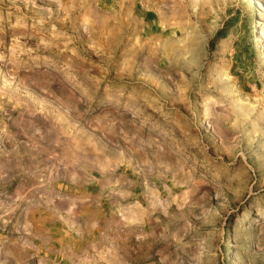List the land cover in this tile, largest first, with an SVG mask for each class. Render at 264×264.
Segmentation results:
<instances>
[{"label": "rangeland", "instance_id": "rangeland-1", "mask_svg": "<svg viewBox=\"0 0 264 264\" xmlns=\"http://www.w3.org/2000/svg\"><path fill=\"white\" fill-rule=\"evenodd\" d=\"M263 26L264 0H0V264H264Z\"/></svg>", "mask_w": 264, "mask_h": 264}, {"label": "bare ground", "instance_id": "bare-ground-1", "mask_svg": "<svg viewBox=\"0 0 264 264\" xmlns=\"http://www.w3.org/2000/svg\"><path fill=\"white\" fill-rule=\"evenodd\" d=\"M259 2H262V0H258ZM264 28V26L262 27ZM258 46H264V41L261 39V41L259 42ZM263 61H264V57H263ZM227 133V132H226Z\"/></svg>", "mask_w": 264, "mask_h": 264}, {"label": "trees", "instance_id": "trees-1", "mask_svg": "<svg viewBox=\"0 0 264 264\" xmlns=\"http://www.w3.org/2000/svg\"><path fill=\"white\" fill-rule=\"evenodd\" d=\"M219 33H220V32H219ZM219 33H218L217 37H220V36H219V35H220Z\"/></svg>", "mask_w": 264, "mask_h": 264}]
</instances>
